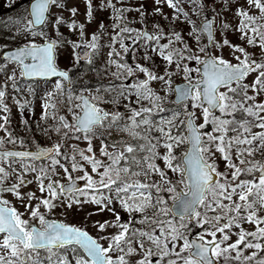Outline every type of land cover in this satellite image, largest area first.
<instances>
[{"label":"snow or ice","instance_id":"1","mask_svg":"<svg viewBox=\"0 0 264 264\" xmlns=\"http://www.w3.org/2000/svg\"><path fill=\"white\" fill-rule=\"evenodd\" d=\"M6 6L0 264H264V0Z\"/></svg>","mask_w":264,"mask_h":264},{"label":"rangeland","instance_id":"2","mask_svg":"<svg viewBox=\"0 0 264 264\" xmlns=\"http://www.w3.org/2000/svg\"><path fill=\"white\" fill-rule=\"evenodd\" d=\"M6 2H7V0H0V16H2V15H5V13L4 12H8V10H9V8L6 6ZM20 3H23V2H20ZM83 7V5L81 4V8ZM9 14V13H8ZM107 15V13H104V14H101V16L99 17L100 19H104V22L107 24V23H109V21L107 20V19H105V16ZM131 15V14H130ZM9 16V15H8ZM81 19H83L82 17H81ZM2 20H3V18H2ZM0 23H2L1 22V19H0ZM96 27V25L95 24H89L88 25V28H89V30H92V29H94ZM63 31H65L66 33H67V29L66 28H64V29H62ZM3 33H0V35H2ZM232 39H236V37L235 36H232L231 37ZM103 39H107V37H104ZM103 59V53L101 54V60ZM110 79H111V77H110ZM32 99V98H31ZM40 103H41V101H38L35 105L33 104V106H34V108H35V115H33L32 117H31V120L32 121H35L36 119H37V117L39 116V113H40V111H41V108H40ZM12 113H13V123H15V125H17V128L18 129H20V126H21V124H20V113H19V111L15 108V107H13L12 108ZM25 115H27V112H25ZM34 126V125H33ZM22 127V126H21ZM23 128V127H22ZM37 137L38 138H40L42 141H44V142H46V140H45V138L44 137H42V136H40V134L38 133L37 134Z\"/></svg>","mask_w":264,"mask_h":264},{"label":"flooded vegetation","instance_id":"3","mask_svg":"<svg viewBox=\"0 0 264 264\" xmlns=\"http://www.w3.org/2000/svg\"><path fill=\"white\" fill-rule=\"evenodd\" d=\"M41 92H37L36 98L34 99V103L36 104L38 101H40Z\"/></svg>","mask_w":264,"mask_h":264}]
</instances>
